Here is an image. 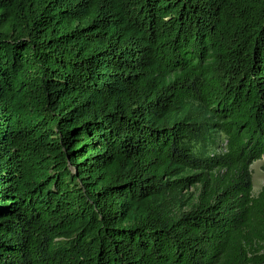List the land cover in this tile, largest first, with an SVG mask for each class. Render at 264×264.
<instances>
[{
    "label": "trees",
    "instance_id": "trees-1",
    "mask_svg": "<svg viewBox=\"0 0 264 264\" xmlns=\"http://www.w3.org/2000/svg\"><path fill=\"white\" fill-rule=\"evenodd\" d=\"M264 0H0V264H264Z\"/></svg>",
    "mask_w": 264,
    "mask_h": 264
},
{
    "label": "rangeland",
    "instance_id": "rangeland-1",
    "mask_svg": "<svg viewBox=\"0 0 264 264\" xmlns=\"http://www.w3.org/2000/svg\"><path fill=\"white\" fill-rule=\"evenodd\" d=\"M254 193L257 194L264 184V157L257 159L252 164Z\"/></svg>",
    "mask_w": 264,
    "mask_h": 264
}]
</instances>
